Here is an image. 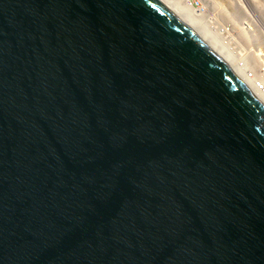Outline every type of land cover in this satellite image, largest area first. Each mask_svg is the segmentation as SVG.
Wrapping results in <instances>:
<instances>
[{"label":"water","instance_id":"water-1","mask_svg":"<svg viewBox=\"0 0 264 264\" xmlns=\"http://www.w3.org/2000/svg\"><path fill=\"white\" fill-rule=\"evenodd\" d=\"M0 264H264V104L164 0H0Z\"/></svg>","mask_w":264,"mask_h":264},{"label":"rangeland","instance_id":"rangeland-1","mask_svg":"<svg viewBox=\"0 0 264 264\" xmlns=\"http://www.w3.org/2000/svg\"><path fill=\"white\" fill-rule=\"evenodd\" d=\"M191 1L200 3L198 7L194 4L196 9H201L200 12L194 17L182 18L192 21L193 30L198 35L201 33L199 36L235 70L264 104V0ZM227 15L232 16L234 24L252 35V42L241 39L231 29V23H226ZM207 31L211 35H207ZM256 56L260 58L258 64L253 62Z\"/></svg>","mask_w":264,"mask_h":264},{"label":"bare ground","instance_id":"bare-ground-1","mask_svg":"<svg viewBox=\"0 0 264 264\" xmlns=\"http://www.w3.org/2000/svg\"><path fill=\"white\" fill-rule=\"evenodd\" d=\"M173 10H175L176 11V13L178 14V16L183 20V21H185L188 25H190V27L192 28V21L191 20H189V22L188 21H186V20H184L182 17H194L198 12H200V10L201 9H196V7H195V5H194V3H192V1L191 0H164ZM256 1H258V0H256ZM252 2H255V0L254 1H252ZM264 3V2H263ZM215 4H213V8H215ZM256 6V5H255ZM258 6V5H257ZM262 6V5H261ZM259 10H261L260 9V7H259ZM262 11V10H261ZM263 11H264V9H263ZM262 11V12H263ZM226 17H228L227 19H226V23L228 22V23H231V29L241 38V39H243V40H247V39H250L251 40V42L253 41V38L251 37L252 35L249 33V32H247L243 27H239V26H237L236 24H234V22H233V19L231 18L232 16H226ZM262 17H264V12H263V14H262ZM192 30H193V28H192ZM194 31V30H193ZM195 32V31H194ZM196 33V32H195ZM207 35H211L208 31L207 32H205ZM197 34V33H196ZM198 35V34H197ZM199 35H201V33H199ZM198 35V36H199ZM200 37V36H199ZM201 38V37H200ZM202 39V38H201ZM203 40V39H202ZM204 41V40H203ZM205 42V41H204ZM250 42V41H249ZM206 43V42H205ZM207 44V43H206ZM209 45V44H208ZM210 46V45H209ZM211 47V46H210ZM212 48V47H211ZM213 49V48H212ZM213 51H214V49H213ZM215 52V51H214ZM216 53V52H215ZM217 54V53H216ZM254 54H256L255 52H254ZM218 55V54H217ZM219 56V55H218ZM221 58V57H220ZM258 59V60H257ZM260 60V58L258 57V56H256L255 58H253V62L255 63V64H258V61ZM228 65V64H227ZM230 66V65H229ZM231 67V66H230ZM232 68V67H231ZM233 69V68H232ZM234 70V69H233ZM234 72H235V70H234ZM236 73V72H235ZM237 74V73H236ZM238 75V74H237ZM239 76V75H238ZM240 77V76H239ZM241 78V77H240ZM242 79V78H241ZM243 80V79H242ZM244 81V80H243ZM245 82V81H244ZM246 83V82H245ZM247 84V83H246ZM248 85V84H247ZM248 87H249V85H248ZM250 88V87H249ZM251 89V88H250ZM252 90V89H251ZM253 91V90H252ZM254 92V91H253ZM255 93V92H254ZM256 94V93H255ZM257 95V94H256ZM257 97H258V95H257ZM259 98V97H258ZM260 99V98H259ZM260 101H261V99H260ZM262 102V101H261Z\"/></svg>","mask_w":264,"mask_h":264},{"label":"built area","instance_id":"built-area-1","mask_svg":"<svg viewBox=\"0 0 264 264\" xmlns=\"http://www.w3.org/2000/svg\"><path fill=\"white\" fill-rule=\"evenodd\" d=\"M194 4L196 5V7L200 5V3H198L197 1H195Z\"/></svg>","mask_w":264,"mask_h":264}]
</instances>
